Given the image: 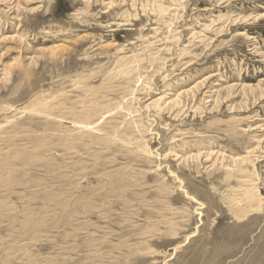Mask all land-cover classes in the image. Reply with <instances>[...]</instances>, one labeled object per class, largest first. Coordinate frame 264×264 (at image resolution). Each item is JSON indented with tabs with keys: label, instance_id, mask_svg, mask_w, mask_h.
I'll use <instances>...</instances> for the list:
<instances>
[{
	"label": "rangeland",
	"instance_id": "rangeland-1",
	"mask_svg": "<svg viewBox=\"0 0 264 264\" xmlns=\"http://www.w3.org/2000/svg\"><path fill=\"white\" fill-rule=\"evenodd\" d=\"M0 264H264V0H0Z\"/></svg>",
	"mask_w": 264,
	"mask_h": 264
}]
</instances>
